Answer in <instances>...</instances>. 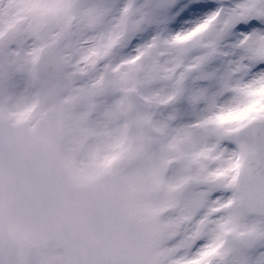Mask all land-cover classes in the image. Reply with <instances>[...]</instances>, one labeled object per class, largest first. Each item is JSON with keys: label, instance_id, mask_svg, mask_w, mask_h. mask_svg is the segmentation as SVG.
<instances>
[{"label": "snow or ice", "instance_id": "snow-or-ice-1", "mask_svg": "<svg viewBox=\"0 0 264 264\" xmlns=\"http://www.w3.org/2000/svg\"><path fill=\"white\" fill-rule=\"evenodd\" d=\"M0 264H264V0H0Z\"/></svg>", "mask_w": 264, "mask_h": 264}]
</instances>
